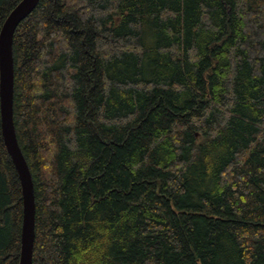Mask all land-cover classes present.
Listing matches in <instances>:
<instances>
[{"label": "trees", "instance_id": "obj_1", "mask_svg": "<svg viewBox=\"0 0 264 264\" xmlns=\"http://www.w3.org/2000/svg\"><path fill=\"white\" fill-rule=\"evenodd\" d=\"M14 59L33 264H264V0H40ZM22 221L0 113V264Z\"/></svg>", "mask_w": 264, "mask_h": 264}, {"label": "water", "instance_id": "obj_2", "mask_svg": "<svg viewBox=\"0 0 264 264\" xmlns=\"http://www.w3.org/2000/svg\"><path fill=\"white\" fill-rule=\"evenodd\" d=\"M40 0H21L7 16L0 32V113L2 136L15 164L23 197V221L19 264H33L36 238V196L32 171L20 146L14 121V35Z\"/></svg>", "mask_w": 264, "mask_h": 264}]
</instances>
